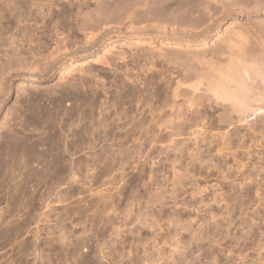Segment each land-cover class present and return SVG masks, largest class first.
Returning <instances> with one entry per match:
<instances>
[{
    "label": "rangeland",
    "instance_id": "rangeland-1",
    "mask_svg": "<svg viewBox=\"0 0 264 264\" xmlns=\"http://www.w3.org/2000/svg\"><path fill=\"white\" fill-rule=\"evenodd\" d=\"M57 46L68 58L47 67ZM231 49L264 59V0H0V264H264L263 135L241 128L236 162L189 126L229 130L187 98L198 60ZM160 118L181 136L156 130ZM150 126L165 140L151 144ZM53 142L58 183L38 162ZM170 159L187 172L176 192ZM156 185L167 199L147 205ZM111 196L108 217L95 204Z\"/></svg>",
    "mask_w": 264,
    "mask_h": 264
},
{
    "label": "bare ground",
    "instance_id": "bare-ground-1",
    "mask_svg": "<svg viewBox=\"0 0 264 264\" xmlns=\"http://www.w3.org/2000/svg\"><path fill=\"white\" fill-rule=\"evenodd\" d=\"M100 1V0H99ZM108 1V0H107ZM105 2V1H104ZM102 3V2H101ZM98 5V4H97ZM95 4V6H97ZM107 5V4H106ZM94 6V5H93ZM99 6V5H98ZM102 6V5H101ZM108 6V5H107ZM103 7V6H102ZM117 7V6H116ZM115 8V7H114ZM97 9V8H95ZM104 9V8H103ZM111 9V8H110ZM109 10V9H108ZM89 11V10H88ZM104 11V10H103ZM96 12V11H95ZM94 12V13H95ZM102 12V11H101ZM107 12V11H106ZM105 12V13H106ZM104 13V14H105ZM112 14V13H111ZM110 16V15H109ZM87 17V16H86ZM90 17V16H89ZM95 17V16H94ZM97 17V16H96ZM91 18V17H90ZM100 18V16H99ZM89 19V18H88ZM103 19V18H102ZM112 19V18H111ZM101 20V19H100ZM102 21V20H101ZM99 22V20H98ZM88 23V22H87ZM94 23V22H93ZM84 24V23H83ZM96 25V24H95ZM104 25V24H103ZM84 26V25H83ZM94 26V25H93ZM99 26V25H98ZM82 27V26H81ZM85 27V26H84ZM90 27V26H89ZM108 27V26H105ZM97 28V27H96ZM104 28V27H103ZM82 29V28H81ZM91 30V29H90ZM96 30V29H93ZM100 29L96 30V31H92V32H88V37H87V41L90 43H97L98 41V31ZM101 31V30H100ZM119 31V30H118ZM85 32V31H84ZM116 35V34H115ZM102 36V35H101ZM105 37V36H104ZM86 41V42H87ZM96 41V42H95ZM101 41V40H100ZM207 42L209 41H204V43L207 44ZM99 43V42H98ZM61 45V44H59ZM63 45V43H62ZM94 45V44H93ZM97 45V44H96ZM238 47V46H237ZM65 48V47H64ZM235 48V47H234ZM245 49V48H244ZM247 49V48H246ZM250 49V48H249ZM54 51L50 53L49 56L50 57V61H48L49 63H47V67L52 66L55 67L57 65L60 64V62H63L65 60H67L68 56L65 55L67 54V48L64 49L61 48V46H57L55 49H53ZM235 49H231L228 50L227 52H223L220 56H217L218 58H211V59H206L203 57V59L198 60L199 62V67L197 70V78L199 79V83L198 85L192 84L189 85L191 86L193 92L190 94V96L187 98V103L189 105V111L193 108H196L199 104L206 106V108H210V109H215L217 111L218 110L221 111L220 114L215 115V121L218 127H228L229 130H227L226 133H220V135L218 134H213L210 135V137L208 136L207 138H203L202 136H199V132L203 133L205 131L198 130V127L200 125V121L201 119L199 118V122L196 119V122H194L195 120L193 119V121L191 120V122L189 123L190 127H197V132H192V135H195V140L204 144V142H207L208 146L207 148V152L209 153L213 149V145L216 143V147H217V153L223 155L224 152H226L227 156H230V158H232L233 161H238L237 159V150H236V146L238 147L239 145V149L243 148V145H245V142L242 143V138L245 141L247 136H250V141L252 139V141H256V139H254L257 134H259L260 136H264V59L260 57L256 58V56L251 55V53H249L251 56L247 57L246 54L247 52H244L243 50H239V53L234 52ZM237 50V49H236ZM248 51V50H247ZM249 52V51H248ZM65 53V54H64ZM121 52H119L120 54ZM117 54V53H116ZM253 54V52H252ZM256 54V53H255ZM260 54V53H259ZM258 54V55H259ZM263 54V53H262ZM261 54V55H262ZM254 55V54H253ZM257 55V54H256ZM116 56V55H115ZM121 56V54H120ZM260 56V55H259ZM39 57V56H38ZM37 57V58H38ZM46 57V56H45ZM46 57V58H47ZM119 57V56H118ZM40 58V57H39ZM45 58V61H46ZM122 58V57H121ZM259 59V60H258ZM109 60V59H108ZM226 61L225 64H223V61ZM263 60V61H262ZM38 61V60H37ZM41 61V60H40ZM262 61V62H261ZM44 62V61H43ZM106 64H109L106 62ZM198 65V64H197ZM196 65V67H197ZM81 71L83 72V69L80 68ZM36 70V69H35ZM195 70V69H194ZM75 70L74 68H69L64 70V72L66 73V75H70L72 73H74ZM80 71V70H79ZM81 73V72H80ZM64 75V74H63ZM194 76V75H193ZM63 78V77H62ZM196 78V76H195ZM184 86V84H181L180 82H177V85L175 86L174 90H173V96L174 98L177 99L180 98L182 96L181 93V88ZM200 86H204L203 89L200 88ZM183 89V88H182ZM190 89V88H189ZM191 90V91H192ZM189 93V92H188ZM185 94V93H184ZM189 95V94H188ZM131 96V95H130ZM130 98V97H129ZM186 98V97H185ZM134 99V98H133ZM185 100V99H184ZM137 101V100H136ZM134 102V101H133ZM137 103V102H136ZM197 105V106H196ZM200 105H199V109H200ZM195 106V107H194ZM114 107V106H113ZM116 107V106H115ZM174 108V107H173ZM116 109V108H115ZM198 109V110H199ZM194 110V109H193ZM182 113V112H181ZM109 114V113H108ZM178 114V113H177ZM198 114V113H197ZM107 115V114H106ZM109 116V115H108ZM103 117V115H102ZM105 117V115H104ZM175 117V116H174ZM182 116H177V118H181ZM200 117V116H199ZM83 118V117H82ZM107 118V117H106ZM173 117H171L172 119ZM176 118V117H175ZM174 118V119H175ZM183 118V117H182ZM109 119V118H107ZM107 119L102 122V125L105 124L109 121H107ZM118 120H122V117L120 116L119 118H117ZM170 119V118H169ZM103 120V119H102ZM111 120V119H110ZM154 120V119H153ZM159 121L156 122L154 124V127L157 130L161 129V131L163 132V130L165 131L167 129L168 126L172 125V128L175 129L174 133L171 134V136H181L182 131L181 129L178 127H173V124L175 125V121L173 122V120L171 121H165L163 119H158ZM180 120V119H179ZM182 120V119H181ZM184 121V120H183ZM110 122V121H109ZM113 122V121H112ZM143 122V121H142ZM152 122V121H151ZM154 122V121H153ZM152 122V123H153ZM203 122V121H202ZM259 122H261L262 124L259 125ZM93 123V122H92ZM99 124V123H98ZM118 124V123H117ZM129 124V123H128ZM143 124V123H141ZM171 124V125H169ZM202 124V123H201ZM111 125V124H110ZM132 124H129L126 126H130ZM184 125V124H183ZM213 125V123H212ZM109 126V124H108ZM142 126V125H141ZM103 127V126H102ZM107 127V124H106ZM133 127V125H132ZM151 127V126H150ZM160 127V128H159ZM186 127V126H185ZM216 127V126H215ZM137 128V126L135 127ZM169 128V127H168ZM203 128V127H202ZM244 128L245 129V133L243 134V137L241 138V132L240 129ZM104 129V127H103ZM172 129V131H173ZM243 129V130H244ZM147 130V129H146ZM151 127L150 129L148 128V133L147 136L149 135V140L151 142V144H155L157 142H160L164 139V135L161 137V135L159 136L156 135L155 130ZM196 131V130H195ZM153 132V133H152ZM155 132V133H154ZM161 132V134H162ZM208 132V131H207ZM206 134L209 135L210 133L208 132ZM204 134V133H203ZM205 134V135H206ZM204 135V137H205ZM258 135V136H259ZM170 136V137H171ZM212 136V137H211ZM262 136V137H263ZM169 137V136H168ZM261 137V140H263L264 138ZM171 140V142L173 141V139L169 138ZM196 141V143H197ZM251 141V142H252ZM52 142V141H51ZM195 143V144H196ZM242 143V144H241ZM57 142L54 144L51 143L50 146H48V149L46 150V153L43 157L38 158V162H40L41 164L45 165L46 167V172L48 171V175L51 176L52 179L56 178V183H58V181L62 180V176L64 173L63 167L66 166L64 164V159L62 158L63 156L62 151L59 147L56 146ZM206 144V145H207ZM143 145V144H142ZM188 145V144H187ZM187 145H184L180 148L175 147V149L180 153V155L184 154L183 150L187 149ZM198 145V144H196ZM171 146V145H170ZM169 146V147H170ZM154 147V146H153ZM215 147V148H216ZM250 147V146H249ZM253 147V146H252ZM260 147V146H259ZM258 147V148H259ZM263 148V147H262ZM238 149V148H237ZM249 149V148H248ZM247 149V150H248ZM170 150V149H169ZM236 150V151H235ZM246 150V151H247ZM175 151V150H174ZM186 151V150H185ZM188 151V150H187ZM172 152V150H171ZM170 152V153H171ZM176 152V151H175ZM248 152V151H247ZM246 152V153H247ZM223 153V154H222ZM264 153V152H263ZM175 154V153H174ZM178 154V153H177ZM238 154H240L238 152ZM22 155V154H21ZM203 155V154H202ZM176 156V155H175ZM260 156V155H259ZM263 156V155H262ZM169 157V156H168ZM182 157V156H181ZM261 157V156H260ZM33 158H35L33 156ZM241 158V157H240ZM179 159V158H178ZM183 159V158H182ZM262 159V158H261ZM207 160V159H206ZM171 161V159H170ZM202 161V159H201ZM263 161V160H262ZM261 161V162H262ZM118 162V161H117ZM239 162V161H238ZM87 163V162H86ZM171 188L172 191L177 188L180 187L182 184V180L183 178L185 179L187 177V172L185 173V171L183 172L181 167H178L177 164L182 162H179L178 160L174 159L171 162ZM242 163V162H241ZM64 164V166H63ZM86 165L84 162L81 163V165ZM262 164V163H261ZM120 167H123V164H116ZM88 166V164L86 165V167ZM84 167V166H83ZM114 167V165H113ZM65 168V167H64ZM188 168V167H187ZM114 170V169H113ZM112 170V171H113ZM81 171V170H80ZM111 171V172H112ZM51 172V173H49ZM34 174V173H33ZM36 174V173H35ZM38 175V173L36 174ZM192 175V174H190ZM34 176V175H33ZM189 176V174H188ZM40 177V176H39ZM152 181V180H151ZM112 182V181H111ZM184 182V181H183ZM61 183V182H60ZM153 183V182H152ZM157 183V182H156ZM111 184V183H110ZM170 184V183H169ZM146 186V185H145ZM154 186V183H153ZM157 187L154 189L156 192H151V193H147V200L145 201L147 205H153L156 203H159L160 205H164V200H166V195H165V190L163 189V187H159V185H156ZM155 187V186H154ZM152 188V185H151ZM169 189V188H168ZM167 189V190H168ZM170 191V190H169ZM173 191V192H174ZM176 192V191H175ZM103 195V194H102ZM175 194L173 193V195L171 194V196H174ZM104 196V195H103ZM110 197V196H108ZM107 197V198H108ZM170 197V194H169ZM106 198V197H105ZM166 198V199H165ZM173 198V200L176 198ZM109 200L108 203H106L104 201V204L102 203V201H99V203L95 204L97 206L103 205L101 210V214H107L105 216L110 215V211H111V207L113 205V201L110 200L111 198H108ZM178 199V198H176ZM110 201V202H109ZM176 201V200H175ZM178 203V202H177ZM112 204V205H111ZM28 205V204H27ZM93 205V206H95ZM28 208V206H27ZM26 208V209H27ZM31 208V207H29ZM28 208V209H29ZM80 208V207H79ZM91 208V205H90ZM113 209L115 210V207L113 206ZM30 210V209H29ZM110 210V211H109ZM82 211H84L82 209ZM100 213V212H99ZM140 212L139 213V217L141 221H139L140 223L143 222V225H148L149 226V221L150 216L146 215V213ZM98 214V213H97ZM95 214V215H97ZM99 217V216H98ZM110 217V216H108ZM153 217V216H152ZM157 217V216H155ZM128 218V217H127ZM154 218V217H153ZM152 218V220H153ZM161 218V217H159ZM101 220V219H100ZM106 220V219H105ZM155 221V219H154ZM112 222V221H111ZM124 222V221H123ZM127 222V221H126ZM157 223L159 221H156ZM230 222V221H229ZM162 223V222H161ZM110 224V223H109ZM142 224V223H141ZM228 225V224H227ZM151 226V225H150ZM18 229V230H17ZM16 229V234L19 235V230L21 229V227H18ZM23 229V228H22ZM23 234V232H20ZM21 234V235H22ZM177 236V235H176ZM176 239V238H175ZM201 239V238H200ZM174 240V239H173ZM204 240V239H203ZM202 240V241H203ZM199 241V240H198ZM24 251V250H23ZM28 251V250H26ZM25 251V252H26ZM29 253V251L27 252ZM31 253V252H30ZM77 253V252H76ZM25 255V253H24ZM164 256V255H163ZM77 259V257H76ZM149 261V259L147 260ZM77 262V261H76ZM79 263V262H78Z\"/></svg>",
    "mask_w": 264,
    "mask_h": 264
}]
</instances>
